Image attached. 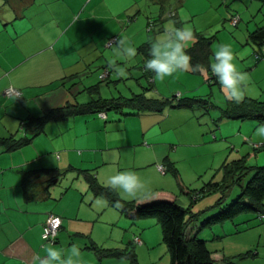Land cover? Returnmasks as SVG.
Masks as SVG:
<instances>
[{
	"label": "crops",
	"instance_id": "obj_1",
	"mask_svg": "<svg viewBox=\"0 0 264 264\" xmlns=\"http://www.w3.org/2000/svg\"><path fill=\"white\" fill-rule=\"evenodd\" d=\"M24 1L26 4H0V264H34L35 257L44 254L41 233L49 213L62 220L56 242L51 246H78L83 264H127L125 259L101 258L91 244L121 250L129 243H135V237L140 239L141 249L147 246L151 251L153 244L145 232L138 234L140 227L128 229V220H132L125 214L104 198L93 196L84 172L107 186L111 175L131 170L140 177L145 193L159 188L158 181L163 178L158 166L167 168L168 161L174 164L176 159L168 151L166 141H158V138L171 128L169 119L184 110L170 109L164 115L163 110H141L132 105L107 109L97 106L106 100L128 99L134 95L171 98L165 85L171 80L153 76L152 84L147 81L143 65L149 56V48L145 43L163 34L170 25L192 30L188 48L197 36L210 39L209 31H205L207 27L186 24L194 23L199 11L190 13L180 6L198 7L207 3L203 4L206 8L203 12L208 13L217 4H210L209 0H179L181 4L168 5L156 4L159 0H151L149 4H128L129 0H125V4ZM239 2L242 4L233 8L229 4H220L223 10L216 12L220 11L217 14L222 20L236 14L239 21H244V27L235 30L237 43L229 41L227 44L233 51L238 69L248 76L243 98L264 100V59L253 62L256 55L264 57V41H255L251 36L264 28V4H254L253 0ZM150 24L152 33L147 30ZM113 37L116 41L107 46ZM119 38H127L136 48L134 58L122 60L115 55ZM245 46H248L246 52L238 50ZM212 52L215 51L210 47V54ZM112 60L126 68L127 76L132 77L133 71H137L136 82L141 85L139 78L144 77L148 83L145 88H152L153 95L148 96L143 91L103 97L92 70L106 61L99 71V79L102 70L108 69L111 73L108 63ZM191 68L190 65L187 70L180 71L185 74L183 78L191 80V75H203L202 68L199 73ZM110 73L104 79L107 83H118L123 78L114 72L112 76L117 79L110 81ZM8 87L19 89L21 97L6 96L4 91ZM173 92L176 93L172 96L181 95V92ZM88 95L92 97L88 99ZM68 106H82L84 111L74 115L59 111L58 118L47 120L35 134L39 118L51 111L55 114L61 109L70 110ZM99 112L105 117L99 116ZM32 135L29 143L9 149L11 139ZM31 173L37 176L38 182L25 190V176ZM55 175L56 179L52 180ZM63 178L66 179L64 187L56 190L55 185ZM119 196L123 200L133 199ZM136 221L144 220L133 222ZM114 229H120L121 234H113ZM188 229L195 232L196 228L190 225ZM127 230L130 235L125 234ZM140 236L144 237V242ZM252 246L251 241L237 240L233 253L217 251L212 257L220 262L225 255L229 264H238L234 261L237 258L247 264H260L261 261L264 264V253L260 257L258 249L252 252ZM246 252L252 253L243 255Z\"/></svg>",
	"mask_w": 264,
	"mask_h": 264
},
{
	"label": "rangeland",
	"instance_id": "obj_2",
	"mask_svg": "<svg viewBox=\"0 0 264 264\" xmlns=\"http://www.w3.org/2000/svg\"><path fill=\"white\" fill-rule=\"evenodd\" d=\"M54 1L48 0V2L43 4H125V0H69L70 3H68V0ZM150 1L129 0L128 4H149L148 2ZM182 1L159 0L156 4H181ZM209 2L210 4H217V6H215L214 10L211 7L208 13L206 11L203 12L206 9L203 4L207 3H203L198 7L182 4L180 8H184L190 13H192L191 11H199L196 12L197 16L194 17V23H191V21L186 24L203 28L207 27L205 31H209L210 47L214 51L220 45L227 44L229 41L230 43H237L235 30L241 26L244 27V21L240 20L237 24L238 26H231L228 20H222L221 17H218L217 13H220V11H216L223 10L220 4H229L233 8L235 5L242 3L239 0H227L226 3L225 0H209ZM253 2L254 4H264V0H253ZM0 4L26 3L24 0H0ZM153 31L151 30L150 32L152 33ZM238 45L240 44L238 43ZM247 47H243L244 49L238 47V50L244 53ZM211 55L214 56V52ZM252 55H254L253 52ZM213 56H211L212 62ZM259 59L257 60L253 57L254 64L256 61L261 62L264 57ZM103 65H106V61H102L101 64H98L92 70V72L96 73L95 83H99L103 97L131 95V93L143 91L148 96L153 95L154 91L152 88L146 89L148 83L144 77L139 78L141 85L136 82L135 78L137 76L135 73L137 71H133L135 73L132 77L126 76L120 81L118 80V83H107V80L100 79V75L98 79L99 71ZM99 66L100 68H98ZM206 72V70H203V75L201 76L191 75L193 76L191 80L183 78L182 76L185 74L179 72V74L171 76L172 78L168 77L169 81H171L168 85L167 82L165 84L169 97H173L172 95L176 93L173 91H178L181 92V97L205 99L207 105L205 107L200 105L178 106L177 103H174L172 105L174 107H170V105L164 106V115H167L170 109L184 110L169 119L168 123L170 122L171 128L167 129L158 138V141L165 140V143L169 145L167 149L173 158L176 159L173 165L179 173L180 184L184 188L181 190L177 180L167 169L163 173L159 171L163 179L158 181L160 184L158 187L174 192L177 195L178 204L183 208L190 209L191 215L194 216L192 226L200 229L198 237L206 240L211 250L229 254L233 253V246L237 240L239 242H242V240L245 242L251 241L253 245L251 250L255 252L258 249L260 257H263L264 218L261 219V217H264V206L259 211L251 210L222 222L214 220L207 226H203L206 220L214 219V216L241 194L242 188L251 177V173L247 175L242 173L245 165L264 167V140H260L254 135L256 126L264 124V119H220V108L226 106L228 99H226L225 92L221 89L218 82H214V80L208 81L209 75ZM113 73L111 71L110 81L117 79V76H112ZM88 97L90 99L92 96L88 95ZM176 148H178L177 153H174ZM242 157H244L245 161H241ZM65 183L66 179L63 178L55 185L56 190L62 189ZM187 190L190 191V194L184 192ZM197 195L198 199L194 201L192 198ZM143 220L136 222L128 220V229L134 230V227L135 229H137V226L138 228L140 227L138 234L141 235L145 232L148 240L153 244L151 251L147 250V246L141 249L142 243L133 244L137 264H170L167 248L162 241L160 225L154 218ZM141 227L145 228L141 230ZM190 231L192 230L190 229ZM121 232L120 229L113 230V234L120 235ZM125 234L130 235V232L127 230ZM141 239L143 242L145 241L144 237H141ZM234 261L238 264H247L239 258ZM257 264L259 263L257 262ZM260 264H263V262L261 261Z\"/></svg>",
	"mask_w": 264,
	"mask_h": 264
},
{
	"label": "trees",
	"instance_id": "obj_3",
	"mask_svg": "<svg viewBox=\"0 0 264 264\" xmlns=\"http://www.w3.org/2000/svg\"><path fill=\"white\" fill-rule=\"evenodd\" d=\"M231 16L238 15L235 14ZM152 29H150L148 32H150ZM251 36L255 41H264V28L258 29L256 32L252 33ZM209 42L210 39L202 36H197L196 41L193 43V45L187 48V52L191 57V70L195 73H199L200 69L202 68L203 70H206L209 75L208 81L214 80V82H217L209 67L211 57ZM145 46L149 48V41L145 43ZM256 57L257 59H259L261 56L259 57V55H256ZM148 58L149 56L145 58V61ZM144 74L146 78L149 77V74L147 72H144ZM150 75L154 76L153 73ZM152 82L153 81L148 83L152 84ZM174 103H177L178 106L200 105L202 107H205L207 105V101L199 97H181V95H178L171 98H147L142 95H134L133 97L128 99L122 98L106 100L100 102L97 107L102 106L107 109L118 108L124 105H132L141 110L162 112L164 106L170 105V107H174L172 106L174 105ZM68 108L70 110L61 109L56 111L55 114L51 111L47 116H44V118H39L36 121L37 129L35 130V134L42 129L43 123H45L47 120L58 118L60 116L59 111L70 113V115L82 113L84 111L82 106H68ZM56 114H59L58 117L56 116ZM219 118L238 120L249 118L264 119V100L249 97H244L240 102L227 100L226 106L220 108ZM32 137L33 135L31 137L11 139L9 149H17L19 147H22L23 145L29 143ZM242 160H244V157H242L241 161ZM243 168L244 171L242 173L246 175L251 173V177L247 180L245 186L242 188L241 194L237 197V199L232 201L222 211H220V213L214 216V219L206 220L203 223V226H207V224L214 222V220L222 222L228 218H233L238 214L249 212L251 210L259 211L263 208L264 167L245 165V167ZM166 169L172 173L179 186L181 187V190H183L184 187L180 184L179 173L175 169L173 163L168 161V166ZM84 176L87 179L86 181L89 190L94 197L104 198L109 203V205L117 208L122 214H125L132 221L148 218L156 219L158 225H160L162 241L167 248V252L170 258V264H229L230 260H228L225 255H223V258L220 262H216L213 259L212 254L217 251L211 250L207 245V241L198 237V233L200 230L199 228H196L195 232H192L188 229L189 226L192 225L194 216L191 215L190 209L183 208L178 204L177 195H175L174 192L166 189L156 188L146 192V194L138 196L135 199L123 200L120 198L117 192L111 190L108 186H102L101 184H99L96 178L89 172H84ZM53 179H56V175L52 177V180ZM37 182L38 179L37 176L34 175V173L28 175L26 174L23 182L24 189L29 190V187ZM184 192L186 194H190V191L188 190ZM192 199L195 201L196 199H198V195L193 197ZM135 243L141 244V241L140 243ZM133 244L134 243L131 242L128 244L127 248L121 250L99 248L94 244H91V247L95 249V252L101 258L111 257L117 259H125L127 261V264H137V257L135 254V250L133 249ZM252 252H246L243 255H247Z\"/></svg>",
	"mask_w": 264,
	"mask_h": 264
},
{
	"label": "clouds",
	"instance_id": "obj_4",
	"mask_svg": "<svg viewBox=\"0 0 264 264\" xmlns=\"http://www.w3.org/2000/svg\"><path fill=\"white\" fill-rule=\"evenodd\" d=\"M193 33L190 28H173L171 25L163 34L149 40V58L144 62L146 71L151 72L160 80L173 76L175 73L185 71L190 67L191 57L187 48L192 41ZM115 55L122 60L134 58L137 50L127 38H119L115 44ZM211 73L215 76L226 99L240 102L244 96V88L248 76L239 70L234 62L231 47L222 44L214 52L213 62L209 65ZM108 68L118 77H126L125 67L119 66L115 60L109 61ZM254 135L264 140V124L257 125ZM107 186L120 195L128 198H137L146 194L140 177L131 170L118 171L107 180ZM43 255L35 257L34 264H83L81 249L72 245L67 248H56L46 245Z\"/></svg>",
	"mask_w": 264,
	"mask_h": 264
},
{
	"label": "built area",
	"instance_id": "obj_5",
	"mask_svg": "<svg viewBox=\"0 0 264 264\" xmlns=\"http://www.w3.org/2000/svg\"><path fill=\"white\" fill-rule=\"evenodd\" d=\"M171 15L173 16V14L171 13ZM229 22L232 25H236L239 22V17L238 16H230L229 17ZM150 29H152V24H150L147 28V30L149 31ZM116 41V37L111 38L110 40H108L107 42V46H111L114 42ZM143 72H147L149 74V77L147 78L148 82L153 81V76H151L150 74H152L151 72H148L145 70L144 66H143ZM109 70L108 69H104L103 73L100 74V79L104 80L108 77L109 75ZM6 96H15V97H21V91L19 89L13 88V87H8L5 89L4 91ZM99 116L101 117H105V114L103 112H99ZM158 169L163 173L166 168L162 165L158 166ZM263 218V216L261 217ZM61 224H62V220L61 217L50 213L48 214L44 225H43V231L41 234V238L43 240L42 243V247L44 246V244H53L56 240V236L57 233L59 232L60 228H61ZM134 242L140 243V240L138 238H135Z\"/></svg>",
	"mask_w": 264,
	"mask_h": 264
}]
</instances>
